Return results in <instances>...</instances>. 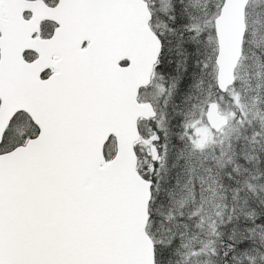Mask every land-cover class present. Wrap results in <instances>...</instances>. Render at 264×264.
<instances>
[{
    "label": "snow or ice",
    "instance_id": "obj_1",
    "mask_svg": "<svg viewBox=\"0 0 264 264\" xmlns=\"http://www.w3.org/2000/svg\"><path fill=\"white\" fill-rule=\"evenodd\" d=\"M0 264H264V0H0Z\"/></svg>",
    "mask_w": 264,
    "mask_h": 264
}]
</instances>
